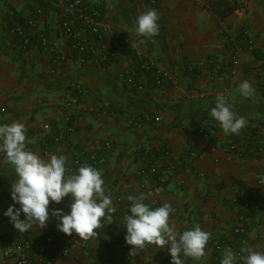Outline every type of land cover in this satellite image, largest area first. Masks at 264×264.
<instances>
[{
	"label": "crops",
	"instance_id": "crops-1",
	"mask_svg": "<svg viewBox=\"0 0 264 264\" xmlns=\"http://www.w3.org/2000/svg\"><path fill=\"white\" fill-rule=\"evenodd\" d=\"M85 1L103 11L109 28L105 46L116 53L100 65L83 63L81 54L70 51L60 29L66 0H0V124L23 123L26 141L35 139L27 148L45 159L65 156L71 149L73 154L102 151L105 141L114 147L108 162L98 168L116 208L112 223L105 220L86 249L79 247L77 236L66 242L68 254L59 255L53 246V264H171L168 248L154 244L129 255L132 246L125 241L123 219L130 212L129 195L144 196L153 208L170 204L169 222L177 238L196 225L210 233L206 256L196 260L181 254L183 264H220L224 248L236 254V264H244L242 249L264 251V186L258 182L264 178V0H158L156 5L149 0ZM234 3L237 9L228 12ZM149 9L159 15V33L137 37L136 20ZM29 20L36 25L30 29L32 43L24 49L10 28L26 26ZM76 26L87 34L78 21ZM246 27L254 48L244 52L237 75H232L231 34ZM43 30L56 51L66 54L64 61L54 62V54L42 49ZM133 46L165 66L171 80L162 87L148 83L139 93L129 89L121 74L136 72ZM245 80L255 89L251 98L238 91ZM220 94L247 121L238 135H225L210 115ZM67 117L71 133L66 131ZM60 135L64 139L54 141ZM233 143L238 144L236 151L229 149ZM146 151L159 171L142 176ZM190 151L196 155L191 157ZM158 176L165 178L163 185ZM14 179L13 166L0 154V259L5 245L36 243L61 232L51 210H70L68 197L61 204L50 203L47 227L19 233L4 215L14 203ZM148 189L155 195L149 196ZM241 212L248 216L244 244L234 232ZM214 241L225 246L217 251ZM7 264H16L15 259Z\"/></svg>",
	"mask_w": 264,
	"mask_h": 264
},
{
	"label": "clouds",
	"instance_id": "clouds-1",
	"mask_svg": "<svg viewBox=\"0 0 264 264\" xmlns=\"http://www.w3.org/2000/svg\"><path fill=\"white\" fill-rule=\"evenodd\" d=\"M159 15L154 9L140 14L135 24L137 37H153L159 33ZM238 91L244 98L255 94L253 85L245 80ZM211 117L219 123L225 135H238L247 121L238 117L225 95H218ZM35 143L27 138L23 123L0 124V154L3 162L13 166L15 179L11 183L10 194L13 204L5 211L14 228L19 233L38 226L47 227L50 219V203L61 204L65 197L70 199L69 211L52 209L51 215L58 220L57 229L67 235L75 234L81 240H88L96 234L102 220L113 221L115 209L112 198L106 194L101 172L82 165L73 174H66V157L50 155L47 159L27 144ZM130 214L124 216L125 241L130 248L129 255L136 256L146 245L168 248L171 264H183L181 254L200 260L206 256V245L210 233L199 225L185 230L177 238L174 225H170V204L153 208L144 202V196L129 195ZM18 205V206H17ZM107 213V215H106ZM24 217L22 219L21 217ZM170 246V247H169ZM244 264H264V251L248 247L242 249ZM237 256L231 248H224L220 264H236Z\"/></svg>",
	"mask_w": 264,
	"mask_h": 264
},
{
	"label": "built area",
	"instance_id": "built-area-1",
	"mask_svg": "<svg viewBox=\"0 0 264 264\" xmlns=\"http://www.w3.org/2000/svg\"><path fill=\"white\" fill-rule=\"evenodd\" d=\"M149 2L151 5H156L158 0H149ZM8 13L10 16L14 15L13 10H9ZM37 13L43 15V10L38 9ZM76 21L79 22L80 28L87 32L86 35L78 31ZM35 25L36 23L34 20H29L26 26L15 25L10 28V33L23 41L24 49H27L32 43L30 29ZM60 29L62 35L68 41L70 51L81 54L83 63L100 65L116 58V53L108 50L105 46V38L109 28L103 22V11L101 8L89 5L85 0H66L60 20ZM241 36L244 37V40H239ZM119 40L123 44H129V40L125 37H119ZM231 41L234 50L231 73L232 75H237L240 69L242 55L245 51L253 50L254 48L251 39V30L246 27L240 33L233 32L231 34ZM39 43L44 51L54 54V62H61L66 59V54L58 53L51 45L46 30L41 32ZM133 52L136 61V72L121 74L124 84L129 89L139 93L144 90L148 83L155 87H162L167 81L171 80L170 71L156 59L147 57L141 49L134 46ZM80 92L83 93L84 90L81 89ZM48 127L49 126H46V128ZM66 131L68 133L73 132V126L70 124V117H67ZM62 139H64V137L60 135L57 136L54 141L59 142ZM66 141H69V139L67 138ZM237 147L238 144L233 143L230 145L229 149L231 151H236ZM113 151V144L109 141L103 143L102 151L93 149L73 154V149H71L66 152L64 156L66 157V174L70 175L75 173L80 166L85 164L98 169L108 162L109 156ZM146 154H148L149 159H145L147 167H143L139 171L142 176L150 173L156 174L159 171L157 162L152 153L146 151ZM189 155L193 157L196 154L190 151ZM157 180L160 185L165 183V178L162 176H158ZM258 182L261 186H264V178L259 179ZM147 193L152 197L156 192L154 189H148ZM236 201L238 202V199H235V202ZM114 209L116 211V208ZM128 214H130V212ZM237 218L240 223L234 229V232L239 236L240 244H244L247 239L248 216L246 213L241 212L238 214ZM104 221L105 220H102L101 226L97 228L96 231L102 228ZM73 236L76 237L75 234L67 235L63 232H58L46 234L36 243L31 240H26L16 246L5 245L2 250L0 264H7L10 259H15L16 264H53L54 256L51 254L53 246H57V253L59 255L68 254V247L64 242ZM77 244L84 249L90 246L89 239L81 240L79 238ZM213 244L217 251L225 246L223 241H214ZM237 253L238 256H241L240 250ZM32 254L34 258H32Z\"/></svg>",
	"mask_w": 264,
	"mask_h": 264
},
{
	"label": "trees",
	"instance_id": "trees-1",
	"mask_svg": "<svg viewBox=\"0 0 264 264\" xmlns=\"http://www.w3.org/2000/svg\"><path fill=\"white\" fill-rule=\"evenodd\" d=\"M237 7H238V4L237 3L232 4L231 7H230V10L228 12H233L235 9H237ZM71 239H74L75 240V237L73 236L72 238L67 239L65 241V244H66L67 241H69Z\"/></svg>",
	"mask_w": 264,
	"mask_h": 264
}]
</instances>
